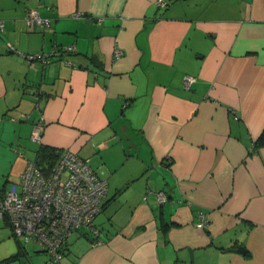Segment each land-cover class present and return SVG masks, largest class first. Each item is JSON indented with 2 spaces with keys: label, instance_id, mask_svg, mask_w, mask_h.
Returning a JSON list of instances; mask_svg holds the SVG:
<instances>
[{
  "label": "crops",
  "instance_id": "1",
  "mask_svg": "<svg viewBox=\"0 0 264 264\" xmlns=\"http://www.w3.org/2000/svg\"><path fill=\"white\" fill-rule=\"evenodd\" d=\"M262 129L264 0H0V193L40 146L108 186L61 264H264ZM19 242L0 217V264L47 259Z\"/></svg>",
  "mask_w": 264,
  "mask_h": 264
},
{
  "label": "built area",
  "instance_id": "2",
  "mask_svg": "<svg viewBox=\"0 0 264 264\" xmlns=\"http://www.w3.org/2000/svg\"><path fill=\"white\" fill-rule=\"evenodd\" d=\"M156 2L166 4V0ZM25 18L30 26L50 25V19L41 17L37 9H29ZM66 50L73 47H54L46 54H28L26 58L48 62L50 55ZM192 80L186 76L185 85ZM31 138L40 141V125L33 128ZM107 194L106 180L99 177L87 158L59 149L51 167L38 166L34 161L26 163L18 180L0 193V217L7 218L22 245L34 242L47 255L41 264H61L66 241L75 231L97 235L94 219L103 210ZM156 197L159 204L167 200L162 190L156 192ZM204 224L200 221L197 227L203 228ZM94 242L101 240L96 237Z\"/></svg>",
  "mask_w": 264,
  "mask_h": 264
},
{
  "label": "trees",
  "instance_id": "3",
  "mask_svg": "<svg viewBox=\"0 0 264 264\" xmlns=\"http://www.w3.org/2000/svg\"><path fill=\"white\" fill-rule=\"evenodd\" d=\"M255 146L264 145V129H262L259 137L255 140ZM59 149H53L48 147H42L37 150V155L34 162L41 167H51L54 164L55 158L58 154ZM107 202V201H106ZM106 204V203H105ZM105 206V205H104ZM104 208V207H103ZM21 249L24 248L21 242H19ZM12 259L7 258L5 260Z\"/></svg>",
  "mask_w": 264,
  "mask_h": 264
},
{
  "label": "water",
  "instance_id": "4",
  "mask_svg": "<svg viewBox=\"0 0 264 264\" xmlns=\"http://www.w3.org/2000/svg\"><path fill=\"white\" fill-rule=\"evenodd\" d=\"M243 248L242 247H237L236 249H235V251H237V252H243ZM189 252L191 253V250H189Z\"/></svg>",
  "mask_w": 264,
  "mask_h": 264
},
{
  "label": "rangeland",
  "instance_id": "5",
  "mask_svg": "<svg viewBox=\"0 0 264 264\" xmlns=\"http://www.w3.org/2000/svg\"><path fill=\"white\" fill-rule=\"evenodd\" d=\"M44 254V253H43ZM46 255V254H45Z\"/></svg>",
  "mask_w": 264,
  "mask_h": 264
}]
</instances>
